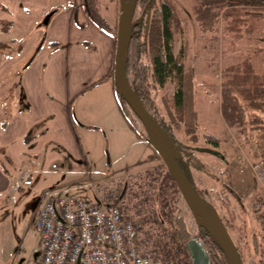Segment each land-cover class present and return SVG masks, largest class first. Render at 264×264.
Returning a JSON list of instances; mask_svg holds the SVG:
<instances>
[{"label": "crops", "instance_id": "1", "mask_svg": "<svg viewBox=\"0 0 264 264\" xmlns=\"http://www.w3.org/2000/svg\"><path fill=\"white\" fill-rule=\"evenodd\" d=\"M56 3L57 0H0V8H4L0 9V24H12L7 32H0V54L11 56L0 62V199L13 191L9 170L29 168L32 158L45 156V162L53 166L61 162L59 152L70 154V171L78 172L81 168L75 166L76 157L87 148L84 137L90 133L88 131L112 138L114 148L130 162L125 172L143 164L149 153L140 131L135 130L124 115L115 89V39L86 18L81 0H67L66 7L54 9ZM230 7L223 8L214 29L201 30L202 65L199 66L197 57L192 70L194 94L201 97L205 106L204 118L201 117L200 125L198 113L200 141L188 142L193 146L201 141L209 145L194 148L203 161L211 157L221 164L225 161L218 167L217 182L235 202L237 211L230 215L255 216L261 195L249 158L252 156L254 162L257 161L258 132L250 131L245 139L236 124L225 121L221 86L223 81L242 75L244 69L256 75L264 73V17L250 18L243 25L242 16ZM224 11L225 16L222 15ZM50 12L54 13L42 30V21ZM197 27H200L198 22ZM189 33L188 46L193 55L195 39L194 34ZM41 41L42 47L34 53ZM16 42L23 43L17 45ZM53 42L58 44L56 50L49 46ZM32 55L31 64L19 69ZM201 126L203 135L200 134ZM228 133L240 138L251 152L225 159L219 148L226 146L223 137ZM27 136L29 140L25 142ZM205 136L218 140L219 146L208 143ZM139 144L141 149H133ZM178 156L185 162L195 183L188 162L180 154ZM204 167V172L210 176V166ZM251 201L252 209L246 206V202Z\"/></svg>", "mask_w": 264, "mask_h": 264}, {"label": "rangeland", "instance_id": "2", "mask_svg": "<svg viewBox=\"0 0 264 264\" xmlns=\"http://www.w3.org/2000/svg\"><path fill=\"white\" fill-rule=\"evenodd\" d=\"M66 3L67 0H57L54 9L61 6L66 7ZM172 3L177 13L176 20L171 24L174 34L173 53H178L181 43L185 37L187 38V32L189 31V34H194L195 52L193 53L194 57H192V51L188 48V59L190 61L186 60L185 67H192L197 57L199 66H201L202 33L201 28L197 27L195 14V8L200 4V0H172ZM96 6L100 14L117 29L120 16L119 0H96ZM41 29L44 30L43 24ZM15 34L14 36H16ZM114 39L116 42V36ZM16 43L20 45L23 42ZM2 54H0V62L11 59V56ZM29 60L21 64L19 69L25 68ZM196 81L198 85V78H196ZM174 92L175 85L169 82L155 94L160 116L167 124L170 122L169 113L175 116L171 103ZM194 95L193 101L200 115L201 125L205 106L202 105L201 97L197 98V95ZM248 112L252 118L256 115L251 111ZM88 132L90 133H86L84 137L87 148L85 147L76 157L75 166L78 165L81 168L76 173L70 171V154L60 152L58 154L62 158L57 165L49 166L47 160L45 162L43 158L45 156H42L36 160L32 158L33 163L27 169L21 167L13 169L12 172L9 170L13 191L9 193V196H2L0 199L2 204L0 206V258H2L0 264L37 263L40 258V252L37 250L40 233L36 216L45 200L73 195L92 201L95 192H99L103 197L109 196L110 193L118 196L125 193V189H127L126 195L119 202V206L125 217L136 223L139 238L143 241L141 245L145 248L154 249L160 264H177L178 261L183 260L184 255L182 252H175L173 257H169L166 252H157L156 250L160 247L163 248V245L168 243L169 236L166 235H169L171 227L160 212L158 183L152 182L148 177L154 168L164 164V162L148 142L146 135L140 131L149 148V153L145 158L146 161L136 167L127 169L125 172V167L130 162L121 157L120 152L117 151L118 148H114L112 138L109 139L101 132ZM204 133L201 126L200 134L203 135ZM170 138L176 143L175 151L188 162L198 189L201 190L202 186L207 188V194L201 198L204 204L224 221L232 222L233 229L227 228V232L237 253L241 256L242 264H258L260 255L255 250L254 235L261 231V227L256 219V214L255 216L239 215L238 217L230 215V213L234 214L237 211L235 202L230 200V197L217 182L218 167L225 161L221 164V161L214 157L206 158L203 161V157L197 154L194 148H206L209 145L201 141L198 145L193 146L188 142L186 135L175 128H172ZM223 140L226 146L220 147L219 152L224 155L225 159L231 160L232 156L238 157L243 152L248 154L251 152V148L245 147L243 141L235 135L228 133L227 136L223 137ZM251 140L254 141V135H252ZM137 148L141 149L142 145L139 144L133 147L135 150ZM249 161L253 164V168L261 163L258 172L264 171L262 162L258 157L257 161L254 162L251 156ZM205 165L210 166V176H207L204 172L206 170ZM255 174L260 195L264 197V184L256 171ZM252 203V201L246 202V206L252 209ZM167 204L168 212L173 210L174 217H181L189 234L195 236L198 233L197 223L199 220L193 215L190 206L181 194L171 195ZM251 212L254 214L253 211ZM164 231L167 232L166 235H163Z\"/></svg>", "mask_w": 264, "mask_h": 264}, {"label": "trees", "instance_id": "3", "mask_svg": "<svg viewBox=\"0 0 264 264\" xmlns=\"http://www.w3.org/2000/svg\"><path fill=\"white\" fill-rule=\"evenodd\" d=\"M148 2L149 0H138L136 5L133 23L138 21V24L131 32L129 50L126 54L127 77L137 97L169 136L172 128H175L185 134L191 143L196 144L200 141L201 137L198 133V112L195 109V103L193 101V70L191 66L188 68L185 67L186 60H189L187 38L185 37L183 39L178 53L174 54L172 48L174 34L171 24L176 20L177 13L172 0H152L147 12L144 13L145 6ZM226 5L231 6L230 8L233 9L234 13L242 16L241 20L243 25L250 18L256 19L264 17V0H200V4L195 8V14L196 21L199 23L202 31L214 29L220 19L221 11ZM234 6L240 8L237 10ZM81 7L86 18L97 29L113 38L116 36V27H113L100 14L96 6V0H81ZM0 9L4 10V8ZM148 13L149 19H147ZM225 14L226 11L222 15L225 16ZM244 18L246 19L244 20ZM11 25L10 22L0 24V32H7ZM49 46L53 50H56L58 44L53 42L49 43ZM169 82L175 85V92L171 99L175 116L169 113L170 122L167 124L160 116L155 94ZM115 89L124 115L130 120L134 128L145 134L141 123L127 107L116 86ZM221 97L223 117L228 124H236L245 139H247L250 131L258 132L256 136V157L261 160L264 167V73L256 75L251 70L244 69L242 75H236L233 79L223 81ZM248 111L256 115L252 118ZM204 139L214 147H218L220 144L218 140L211 136H205ZM28 140L29 137L27 136L25 142ZM173 145L176 147L174 141ZM213 154L218 156L217 153L213 152ZM176 161L186 179L195 188L199 197L202 198L206 195L207 189L202 187L199 190L192 181L189 170L182 158L178 156ZM2 167L4 168V166ZM148 177L152 182L158 183L160 212L171 227L169 235H166L167 232L165 231L163 233V235L169 236L168 243L164 244L163 248H157V252H166L169 257H173L175 252H182L184 258L178 261L177 264H191L187 251V243L194 239L202 245L210 264H227L226 257L219 244L205 225L197 223L198 233L195 236H191L186 229L183 219L181 217H174L172 214L173 210H169L168 212L167 201L171 198V195H179L180 191L172 180L165 164L154 168ZM126 192L127 189H125V193L119 195V202L126 195ZM209 209L216 214L211 208ZM255 214L261 227V231L254 235L255 250L260 255L258 264H264L263 196L260 197V201L255 207ZM197 218L199 221H202L199 217ZM222 221L226 229H233L232 222ZM239 258L241 260L240 255Z\"/></svg>", "mask_w": 264, "mask_h": 264}, {"label": "built area", "instance_id": "4", "mask_svg": "<svg viewBox=\"0 0 264 264\" xmlns=\"http://www.w3.org/2000/svg\"><path fill=\"white\" fill-rule=\"evenodd\" d=\"M260 164L254 171L264 184ZM119 200L99 192L93 201L73 195L45 200L36 216V264H160L154 249L141 245L136 224L125 217Z\"/></svg>", "mask_w": 264, "mask_h": 264}, {"label": "water", "instance_id": "5", "mask_svg": "<svg viewBox=\"0 0 264 264\" xmlns=\"http://www.w3.org/2000/svg\"><path fill=\"white\" fill-rule=\"evenodd\" d=\"M138 0H119L120 16L118 19L116 32V50L114 66V83L125 101L127 107L141 123L148 142L162 158L166 169L172 180L176 184L181 196L190 206L193 215L202 221L199 224L205 225L213 234L226 257L227 264H242L237 250L231 241L222 219L214 214L202 201L195 188L189 183L177 164L178 154L175 151L173 141L170 136L162 129L159 123L147 111L142 101L137 97L126 74V54L129 50L131 32L137 26L138 21L133 23L134 13ZM152 0L145 6L144 13L147 12ZM53 12H50L43 20V25H47ZM149 19V13L147 15ZM43 41L38 45L35 53L42 47ZM34 56L26 64H31ZM187 251L191 259V264H210L202 245L197 240H190L187 243Z\"/></svg>", "mask_w": 264, "mask_h": 264}, {"label": "flooded vegetation", "instance_id": "6", "mask_svg": "<svg viewBox=\"0 0 264 264\" xmlns=\"http://www.w3.org/2000/svg\"><path fill=\"white\" fill-rule=\"evenodd\" d=\"M129 1V0H128ZM128 1H126V2H128Z\"/></svg>", "mask_w": 264, "mask_h": 264}]
</instances>
